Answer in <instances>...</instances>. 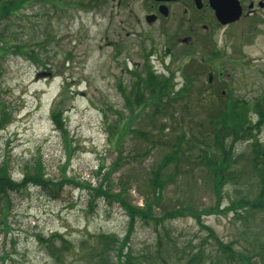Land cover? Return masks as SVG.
<instances>
[{"label":"rangeland","instance_id":"rangeland-1","mask_svg":"<svg viewBox=\"0 0 264 264\" xmlns=\"http://www.w3.org/2000/svg\"><path fill=\"white\" fill-rule=\"evenodd\" d=\"M81 1L29 0L0 19V101L13 109L10 124L0 129V169L7 166L17 183L42 175L51 188L26 183L0 198V264H58L46 246L62 245L54 234L67 240L62 264H85L83 240L112 233L130 244L136 260L146 261L160 236L165 243L164 228L181 257L205 250L204 264H211L224 256L223 243L262 263L264 212L240 209L235 215L231 186L220 191L217 202L199 158L207 155L214 136L205 102L212 105L221 91L248 103V117L258 119L253 105L264 103V11L248 23L254 26L251 32L226 31L217 36V51L198 56L215 76L217 70L224 72L216 95L209 91L200 99L208 74L198 75L191 98L173 102L154 117L153 105L130 106L129 98L152 70L173 78L179 90L189 76L181 50L169 54L155 31L127 22L110 0L97 9ZM4 2L8 11L11 1L0 0V9ZM212 59L218 60L216 66ZM59 110L61 130L53 121ZM185 133L191 143L183 146L187 159L180 174L168 167L166 175L179 179L170 181L162 204L180 217H166L155 227L130 215L113 196L101 195L124 190L126 203L143 207L151 169ZM258 135L264 141V128ZM234 148L249 157V140Z\"/></svg>","mask_w":264,"mask_h":264},{"label":"trees","instance_id":"trees-1","mask_svg":"<svg viewBox=\"0 0 264 264\" xmlns=\"http://www.w3.org/2000/svg\"><path fill=\"white\" fill-rule=\"evenodd\" d=\"M9 1L11 2L8 11L7 2H4L6 6H2L0 9V19L7 13H10V8L13 5L16 6L22 2H29V0ZM83 4L86 5V2ZM11 13L13 14V12ZM5 47L10 48L7 44H5ZM146 72L141 85L135 88L130 98L128 97L130 99L128 101L130 106L137 105L140 107L144 104V106H147V103H150L149 106H154V111L152 112L154 116L158 113L165 114L167 107L171 106L175 101H184L191 98L189 93L195 79H189L187 76L185 84L179 90H176L177 84L174 83L173 78L157 74L153 70ZM204 89L202 87L199 91L200 99H203L205 96L206 90ZM218 95L217 98L213 99L212 105L205 102V109L209 113L210 118L211 134H214V136L211 146L206 150L207 155H202L199 158V163L204 165L208 170L212 187L218 195L217 202L221 196L219 194L220 191H223L225 187L231 186L235 193V199L231 202V210L235 215L240 213V209L246 210L249 212L248 214L253 213V215L263 213L264 141H261L258 133L264 128V103L262 100H258L253 105L254 113L258 116L257 121H253L248 117L250 113L248 108L250 107L244 100L233 99L228 94L226 97L221 93ZM185 107L188 108V105ZM12 112L13 109L10 104H4L0 101V129H4L10 124L8 119ZM63 115V110H59L58 114L53 115V121L60 130L63 128ZM140 115H143V110L140 112ZM170 117L175 119L176 116L174 113H171ZM165 128L161 127L160 130L164 132ZM138 133L142 134L141 132ZM186 139V133L179 135L176 139L177 141L173 144V151L166 155L156 167L151 169L148 180V190L150 192L144 197L143 207H131L128 202L126 203L124 198H122L123 193H125L124 190H120L116 194L101 192V195L103 197L113 196L114 198L112 199L120 201L127 212H130V215H135L140 218L141 222L145 224L151 223L155 227L166 217H169V219L180 217L179 215L172 216L173 212L165 208L163 209L162 204L164 193L168 189L170 181L179 179L178 175L174 179L166 175L168 167H172L175 173L180 174L181 165L187 159L183 146L190 145L191 143L186 142ZM243 140H249L251 148L249 157L243 154L238 155L234 148L236 143ZM120 161L121 158H118L116 162ZM6 169L7 166L0 169V198H3L8 192L20 191L26 183L39 185L44 190L51 189L48 186V180L42 175L25 176L22 182L17 183L11 180ZM110 184H113L112 181H110ZM161 212L163 214L162 218H160L159 214ZM164 230L166 234L164 237L166 239L165 243L160 236L157 250L152 253L154 255L143 257L146 258V261L143 259L136 260L132 254L133 252H131L130 244H127L123 238L113 233L93 235L83 240L81 243L82 253H86L87 255L86 259L83 257V261L85 264H204L206 257L205 250L204 252L191 253L189 256H186L187 258L185 256L181 257L175 251L178 243L176 242V245L168 230L165 228ZM211 236L214 237V234L211 233ZM52 238L62 242V245L58 247L54 242L46 246L56 262L62 264L65 261L64 250L67 249V240L60 234H54ZM39 239L42 240L44 238ZM219 247L223 250L224 256L214 259L211 261V264H264V261L258 263L261 260L254 261L251 256L235 251L230 245L219 243ZM224 257H226V261H221Z\"/></svg>","mask_w":264,"mask_h":264},{"label":"flooded vegetation","instance_id":"flooded-vegetation-1","mask_svg":"<svg viewBox=\"0 0 264 264\" xmlns=\"http://www.w3.org/2000/svg\"><path fill=\"white\" fill-rule=\"evenodd\" d=\"M108 0H83L89 9H97ZM117 7L118 14H125V20L135 23L145 29V32L155 31L160 37L164 50L172 54L181 50L182 57L189 66L191 79L207 73V89L217 94L222 83L224 72L207 70L204 55L208 51L219 49L218 35L226 31H241L254 28L250 21L261 11H264V0H110ZM78 3H73L76 6ZM244 23V24H243ZM253 27V28H252ZM245 28V29H243ZM142 33V32H141ZM209 64V60L207 61ZM214 66L218 60L212 59ZM215 69V68H214ZM218 69V68H217ZM214 71V70H213ZM216 71V70H215ZM226 90L221 91L227 96Z\"/></svg>","mask_w":264,"mask_h":264}]
</instances>
